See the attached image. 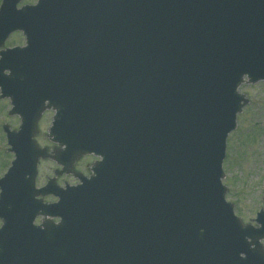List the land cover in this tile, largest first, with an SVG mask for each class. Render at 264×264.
<instances>
[{
    "label": "water",
    "instance_id": "obj_1",
    "mask_svg": "<svg viewBox=\"0 0 264 264\" xmlns=\"http://www.w3.org/2000/svg\"><path fill=\"white\" fill-rule=\"evenodd\" d=\"M21 1L0 11V47L15 31L28 45L0 53L22 118L5 126L17 160L0 181V264H264V210L244 225L222 184L239 88L264 81V0ZM51 108L66 147L52 158L103 157L81 186L35 187Z\"/></svg>",
    "mask_w": 264,
    "mask_h": 264
},
{
    "label": "rangeland",
    "instance_id": "obj_2",
    "mask_svg": "<svg viewBox=\"0 0 264 264\" xmlns=\"http://www.w3.org/2000/svg\"><path fill=\"white\" fill-rule=\"evenodd\" d=\"M37 1L23 0L19 8L25 5H35ZM24 45L25 37L19 32L9 38L5 47ZM240 91L251 103L239 117L238 129L230 137L228 156L224 163L226 174L224 184L228 188L227 201L234 204L235 214L245 224H254L257 213L264 208V83L257 85L245 83ZM10 109L9 101L7 103L0 101V178L4 176L14 160V154L8 152L9 146L3 126L8 124L12 130H18L21 124L18 116H8ZM54 115L52 111L43 115L35 138L41 148H48L50 151L54 145L47 135ZM93 162H95L94 157L83 158L79 160L76 170L89 177ZM56 169L58 166L52 160L41 161L37 187H42L49 178L54 177ZM58 183L64 187L65 183L77 185L79 182L72 175H65L58 179ZM45 201L51 203L56 202L57 199L48 197ZM40 222L41 219H38L37 224ZM1 226L2 221L0 220Z\"/></svg>",
    "mask_w": 264,
    "mask_h": 264
}]
</instances>
